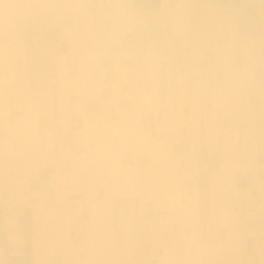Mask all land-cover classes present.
Segmentation results:
<instances>
[{"label":"crops","instance_id":"obj_1","mask_svg":"<svg viewBox=\"0 0 264 264\" xmlns=\"http://www.w3.org/2000/svg\"><path fill=\"white\" fill-rule=\"evenodd\" d=\"M66 4L0 0V137L20 135L3 148L43 151L28 172L27 158L0 170L3 181L24 180L0 183L7 263L264 264V77L252 75L264 72V0H72L88 9L60 24ZM69 70L76 88L64 81ZM81 149L137 178L117 187L106 178L114 189L96 222L94 200L83 199L98 197L60 180L63 159ZM10 192H42L56 205L57 237L40 261L38 198L11 210L22 240L13 246Z\"/></svg>","mask_w":264,"mask_h":264},{"label":"bare ground","instance_id":"obj_2","mask_svg":"<svg viewBox=\"0 0 264 264\" xmlns=\"http://www.w3.org/2000/svg\"><path fill=\"white\" fill-rule=\"evenodd\" d=\"M22 122H23L22 119H17V126H19V128H21L23 124ZM17 133L19 132L16 131V134L14 136L11 135L14 138L13 140L11 138L10 140H7V138L5 137L4 138L0 137V170H2L4 166H7L9 164L6 162L5 160L6 158H18L23 161L27 158L29 162L27 161L28 163L26 162L25 164H29L30 166L28 167L29 169L25 168L26 172L32 170L36 165L38 166L41 165L40 161H42L43 151H39V153L35 154L34 152L30 150L22 151L20 148L19 149L10 148V150L4 149L6 146V145L4 146V143L6 141H8V143L9 141H11V145H12V143H15L14 140H17V141L20 140L19 139L20 135H18ZM66 155L67 154H64V156ZM100 156H101V152H99L98 150L88 149L84 152V154L81 157H78L77 159H75L76 160L75 165L85 166V168H83L82 171L78 169L76 170V173H75L76 180H77L76 184H79L80 188L83 189L85 193L98 197V198L95 197V198L90 199L85 194V199H83V201L86 200L87 202L88 201L93 202L94 200L95 202L94 206H96V208L92 211L93 214L91 217L95 222L99 218H106L105 210H106V207L108 206V201L110 199V193H111L110 191H113L114 189L113 186L114 187H117V185L119 186V184L117 183L118 181L124 179L125 182L122 183L123 186L125 185L128 186V184L130 185V180L132 179H134L133 180L134 183L137 182V178H136V175H134V173L133 174L127 173L125 170H122L121 168H119L118 164L114 166L113 162L108 163L107 161L102 162L101 164ZM24 166L26 167V165ZM3 177L4 176L1 175V178H0V183L3 186H7L11 188L12 186L14 187V184L16 183H18L17 185L21 184L22 186H24V180H21V177L14 176L13 179H11L12 177L8 176V178L10 177L11 178L10 180H6V181L5 180L3 181ZM109 177H113L116 179V182L113 184L112 187H111V184L108 182V180L106 181V178H109ZM126 177H128V179H126ZM99 187H102L104 189L103 193L100 192ZM10 193L11 194L8 197H6L4 201H5L6 212H7L6 226L8 227L11 244L13 246L20 245L22 240L20 239L19 234L13 233V231L17 229L18 227V217L15 214H11V210L13 211L15 208H17V204L20 202H24V203L31 202V205H32L33 201H31V198L32 197L38 198L36 199V204L32 205L34 207V213H35L33 223H34V230H35L36 236L31 237V238H33V242H34V252L37 256V259L39 260L40 258L39 251L40 249L43 248L42 245L45 242L48 244L52 242L53 244V242H55V239L57 237L55 228L60 226V218L56 217L55 215L57 211L56 205L52 202L53 200L52 201L50 200V196L48 194H45L42 192L41 193L34 192L30 195L23 194L21 192L20 194H16L12 192ZM50 228H53L54 231H50ZM0 264H8L5 251L2 248H0Z\"/></svg>","mask_w":264,"mask_h":264},{"label":"rangeland","instance_id":"obj_3","mask_svg":"<svg viewBox=\"0 0 264 264\" xmlns=\"http://www.w3.org/2000/svg\"><path fill=\"white\" fill-rule=\"evenodd\" d=\"M67 4L65 5V6H61L60 7V24H61V21L63 20L66 24H71V22H72V18L74 17L73 16V13H72V10H78V11H80V12H83V11H85L86 9H88L87 7H82V6H78V5H74V6H72V0H64ZM91 8V10H94L93 9V7H90ZM90 10V9H89ZM241 10H242V12H244V13H248L247 11L248 10H246L245 8H241ZM86 18V17H85ZM86 20H87V18H86ZM140 26V25H139ZM238 26H239V24H238ZM241 26L242 27H240V31L242 32V34H247L248 33V26H244V24H241ZM168 28V26H165L164 27V31L165 32H167V33H165L167 36H166V38H168V36H169V34H168V31H171L170 29H167ZM247 31V32H246ZM140 32V35H141V31H139ZM247 36H249V35H247ZM167 61V60H166ZM262 73V74H261ZM70 74L72 75L73 74V72L71 71V70H69V71H66L65 72V76H66V78L67 79H65L64 81H65V83H66V85H70L72 88L74 87V88H76L75 86H74V84L76 85L77 83V81L78 80H75L76 82L74 83V82H70V80L72 79L71 78V76H70ZM252 75H254L253 77L254 78H262V76L264 77V72H259V71H257L256 72V74H255V72H253V74ZM228 77H231L232 78V71L230 70V71H228V72H222L220 75H219V77H218V79H217V83L218 82H222V81H224V79L225 78H228ZM79 82V84H80V81H78ZM78 84V90H80L81 91V93L80 94H84V92L88 89V88H86L85 86H84V84L82 83L81 85H79ZM64 89V88H63ZM62 89V90H63ZM92 89H95L94 87L92 88ZM98 89H100V88H98ZM110 89V88H109ZM213 89V88H212ZM103 90H104V92L105 93H107L106 92V90H107V88L106 89H104L103 88ZM70 91H72V89H70V88H68L67 86H66V88H65V93L64 94H66V93H68V92H70ZM86 93H87V91H86ZM159 93H160V95H165V90H164V88H160V91H159ZM63 94V93H62ZM212 108H214V107H212ZM214 109H217L216 107L214 108ZM215 126V125H214ZM66 141H65V144H69L70 143V141H72V135L70 134L69 136H67L66 135ZM80 139V138H79ZM88 134L86 133L83 137L81 136V144L82 143H86V145H82L81 147H83V146H85V147H87V146H89V144L87 143L88 142ZM87 141V142H86ZM71 147H73V146H71ZM61 152V151H60ZM74 153V154H72V156L74 157V159L72 160V158L70 159V158H65V159H63L64 161H63V165H62V167H61V169H60V175H63V177L62 178H60V180H64L61 184H64V185H66L67 186V184H65L66 183V181L68 180V179H70V180H76V170L78 169V170H83V168H85V166H82V165H75V163H76V160L75 159H77L78 157H81L83 154H84V152L85 151H83L82 149L81 150H72L71 151V153ZM76 156V157H75ZM74 165V166H73ZM76 166V167H75ZM74 167V168H73ZM53 171V169H50L48 172L46 171L45 173H47L48 175H50L51 174V172ZM74 172V173H73ZM75 174V175H74ZM70 175V176H69ZM72 175H74V176H72ZM71 184V183H70ZM83 190V189H82ZM101 191H102V189H101ZM62 193H64V192H62ZM66 194V193H65ZM31 217H32V215H30ZM21 220H22V217H21ZM81 220H82V218H81ZM33 220H32V218H31V222H32ZM22 222V221H21ZM32 231V230H31ZM32 233H33V231H32ZM4 231H1L0 230V239L2 240V239H4L5 237H4ZM25 260L24 261H20V260H17V259H15V264H32V262L28 259V258H24Z\"/></svg>","mask_w":264,"mask_h":264}]
</instances>
